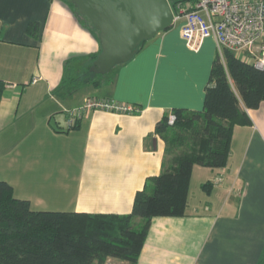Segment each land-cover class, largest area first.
Instances as JSON below:
<instances>
[{"label":"crops","instance_id":"1","mask_svg":"<svg viewBox=\"0 0 264 264\" xmlns=\"http://www.w3.org/2000/svg\"><path fill=\"white\" fill-rule=\"evenodd\" d=\"M182 24L175 20L105 75L86 74L101 51L98 33L68 0H0V181L14 191L55 197L47 199V210L129 214L146 179L166 167L157 123L174 108L202 109L220 55L211 37L190 51ZM74 79L80 84L69 88ZM88 98L136 110L89 111L65 130L64 110ZM245 111L250 123L234 127L226 165L193 167L184 215L153 217L134 264H256L264 258V102ZM192 189L200 196L194 202Z\"/></svg>","mask_w":264,"mask_h":264},{"label":"trees","instance_id":"2","mask_svg":"<svg viewBox=\"0 0 264 264\" xmlns=\"http://www.w3.org/2000/svg\"><path fill=\"white\" fill-rule=\"evenodd\" d=\"M195 1L168 3L175 12L177 4L192 9ZM79 84L74 79L69 88ZM261 102L264 70L256 69L252 58L242 59L227 49L222 50V58L217 54L202 109L174 108L171 124L169 115L157 123L156 135L165 142L166 167L146 179L129 214L37 211L28 200L15 198L9 183L0 181V264H105L108 258L134 264L151 219L184 215L193 167L223 168L234 127L248 125L245 110ZM135 218L143 221L138 228ZM256 264H264V258Z\"/></svg>","mask_w":264,"mask_h":264},{"label":"built area","instance_id":"3","mask_svg":"<svg viewBox=\"0 0 264 264\" xmlns=\"http://www.w3.org/2000/svg\"><path fill=\"white\" fill-rule=\"evenodd\" d=\"M173 17L174 21L183 20L180 36L190 51L198 52L204 40L211 37L220 55L227 49L242 59L252 58L254 67L264 70V0H196L192 9L177 4ZM135 110L115 100L88 98L81 106L64 110V129H73L89 111L130 115ZM172 122L170 115L169 123ZM220 181L216 177L213 183ZM105 264L123 262L107 259Z\"/></svg>","mask_w":264,"mask_h":264},{"label":"water","instance_id":"4","mask_svg":"<svg viewBox=\"0 0 264 264\" xmlns=\"http://www.w3.org/2000/svg\"><path fill=\"white\" fill-rule=\"evenodd\" d=\"M70 1L98 32L101 51L89 69L94 74L105 75L128 62L142 42L174 23L168 0Z\"/></svg>","mask_w":264,"mask_h":264},{"label":"rangeland","instance_id":"5","mask_svg":"<svg viewBox=\"0 0 264 264\" xmlns=\"http://www.w3.org/2000/svg\"><path fill=\"white\" fill-rule=\"evenodd\" d=\"M174 0H168L169 3H172ZM91 67V66H90ZM88 69H90L89 67L86 69V74L88 72ZM197 191L199 192V190H194L192 189L191 192L192 194L190 195V200L192 199V201L194 202L197 199L200 198L199 195H196L197 194ZM35 190H30L28 188H19L18 190H13L12 189V193H13V196L16 197V198H20V199H27V200H31V207L34 209V210H39V211H51V210H47V209H44V208H52L51 205L49 204V200L47 199H54L55 197H46V196H43V195H39V194H36L34 193ZM38 201H42L40 203H38ZM37 205H39L40 207H38ZM37 208V209H36ZM38 208H42L43 210L41 209H38ZM140 225H136V228H138Z\"/></svg>","mask_w":264,"mask_h":264}]
</instances>
